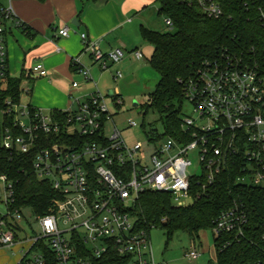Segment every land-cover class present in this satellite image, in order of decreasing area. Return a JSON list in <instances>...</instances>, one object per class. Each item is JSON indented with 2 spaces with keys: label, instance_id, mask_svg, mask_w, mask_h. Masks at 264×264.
<instances>
[{
  "label": "built area",
  "instance_id": "built-area-1",
  "mask_svg": "<svg viewBox=\"0 0 264 264\" xmlns=\"http://www.w3.org/2000/svg\"><path fill=\"white\" fill-rule=\"evenodd\" d=\"M12 1L0 0V82L8 74L9 30L26 27ZM187 1L210 17L223 15L216 0ZM165 21L173 25L171 19ZM260 21L264 29L263 9ZM69 34V26L59 30L61 36ZM80 37L82 53L88 54L100 70H109L126 56L125 46L103 51L100 42L86 32ZM133 51L137 59L143 57L140 49ZM72 66L84 82L72 81L70 104L61 110L64 117L11 98L0 107V149L28 153L39 146L43 136L56 137L37 149L33 159L36 176L51 181L59 194L48 214L36 216L40 233L19 239L21 228L8 219H22L23 210L11 208L13 183L6 174L0 175L8 208L0 219V245L31 243L18 264H47L50 253L53 264H94L113 247L120 255L113 264H162L154 256L151 230L138 229L130 211L141 193L169 192L177 205H187L195 197L206 195L224 169L239 161L244 166L237 182L264 186V59H250L223 48L205 58L190 77L182 80L183 106L189 103L192 113L184 115L182 108L180 126L189 140L149 134V143L154 144L151 154L140 141L128 144L114 123L118 113L112 111L109 97L119 108L123 103L120 93L103 94L97 87L76 96L94 77L80 56L72 59ZM115 73V79L123 76L119 69ZM25 74L27 78L42 77L48 70L42 62H35ZM110 121L114 128L108 133ZM127 124L138 126L132 118ZM192 157L198 159L195 168ZM248 222L246 209L236 203L218 215L212 231L214 236L230 233L240 240L245 238ZM155 227L156 223L151 229ZM185 255L195 259L200 252L192 247Z\"/></svg>",
  "mask_w": 264,
  "mask_h": 264
},
{
  "label": "trees",
  "instance_id": "trees-1",
  "mask_svg": "<svg viewBox=\"0 0 264 264\" xmlns=\"http://www.w3.org/2000/svg\"><path fill=\"white\" fill-rule=\"evenodd\" d=\"M97 1L87 0V3ZM155 1L159 3V14L171 19L176 31L160 32L141 25L142 38L154 47L150 63L160 74V80L144 106L147 112L153 110L161 115L164 132L159 134L154 129L147 132L145 122L142 127L146 134L153 136L189 140L182 134L180 126L184 103L182 80L190 77L205 58L212 57L221 48L243 53L250 59H264V29L260 21L264 0H216L223 8L219 18L208 16L197 4L187 0ZM84 9L85 4L78 17ZM24 25V32L30 34V26ZM23 77L24 74L18 78L8 72L5 80L0 82V107L7 98L21 100ZM52 111L58 117L66 115L61 110ZM55 140L54 136H43L39 146L28 153L0 149V175L6 174L14 187L12 209L29 208L35 216L51 211L52 200L59 194L51 181L36 176L33 159L37 149ZM243 166V161L230 164L206 195L195 197L187 205H177L169 192L141 193L130 208L136 227L150 231L156 223L157 227L165 229L169 239L182 231L195 240L200 231L213 228L214 220L222 211L238 203L244 206L249 217L245 238L236 240L230 233L215 236L217 264H264V186L238 183ZM119 257L113 247L102 259H95L94 264H113ZM53 259V254H48L47 264H53Z\"/></svg>",
  "mask_w": 264,
  "mask_h": 264
},
{
  "label": "rangeland",
  "instance_id": "rangeland-1",
  "mask_svg": "<svg viewBox=\"0 0 264 264\" xmlns=\"http://www.w3.org/2000/svg\"><path fill=\"white\" fill-rule=\"evenodd\" d=\"M141 13L132 11L129 15L132 18V22L120 27L119 29L112 30L110 39L123 38L130 47L138 48L143 52V57L137 59L132 50L130 53L126 52L125 58L120 62L112 65L109 70H100L95 63L92 66V74L94 81L85 83L83 91L85 90H97L103 94H108L109 90H117L120 93V98L123 103L119 108L113 104L112 98L109 97V105L114 113V123L122 130V134L128 144H134L137 141L142 142L147 148V153L151 154L154 144L149 143V134L151 130H157L159 134L164 132V123L161 115L153 110L147 112L144 106L149 102L151 93L155 90L159 80L160 74L151 65L150 59L154 52V47L148 41H145L141 34V25L151 28L160 32H175L176 29L167 25L165 17L159 14V3L152 1L146 7H143ZM20 35L18 36V38ZM119 42V41H118ZM22 61V60H21ZM26 62V61H25ZM28 63V62H27ZM87 65V64H86ZM16 66V67H15ZM88 66V65H87ZM12 75L20 78L21 65L16 62L13 63ZM26 67V66H25ZM18 68L19 70H17ZM28 68V66L26 67ZM116 69L122 71L123 76L115 79ZM36 77L32 78L35 79ZM22 89L30 88L32 98L43 97L45 100L48 98V94H43L27 78H22ZM39 79L38 81H40ZM75 81L84 82L83 77L77 78ZM30 93H26L23 90L21 102L26 104L30 101ZM75 95H83L82 93H75ZM48 112L47 110H44ZM192 109L189 103H185L183 106V114L191 115ZM132 118L138 123L136 127H129L127 119ZM145 122V129L142 127ZM114 123L110 121L108 123V133L114 128ZM159 145V143H156ZM193 158L195 168L198 165V159ZM7 191L0 183V219L8 213V208L5 202ZM189 202V200H187ZM24 217L20 220H16L9 217V223L12 225H18L21 230L18 231L19 239H26L34 236L36 233L41 232L39 221L32 213L31 209L27 208L23 210ZM7 228V226L5 227ZM151 242L153 247L154 256L157 262L162 264H217L214 233L212 229L202 230L199 233V238H193L186 232L178 231L171 239H169L167 232L164 228L155 227L151 229ZM31 243L23 242L16 243L11 247L0 245V264H18L24 253L27 252ZM194 247L200 252L198 258L192 259L185 255V252ZM31 256V255H30Z\"/></svg>",
  "mask_w": 264,
  "mask_h": 264
},
{
  "label": "crops",
  "instance_id": "crops-1",
  "mask_svg": "<svg viewBox=\"0 0 264 264\" xmlns=\"http://www.w3.org/2000/svg\"><path fill=\"white\" fill-rule=\"evenodd\" d=\"M1 1L7 3V0ZM152 1L156 2L155 0H99L96 3H87V0H13L16 15L23 23L30 26V34L20 28L9 30L8 72L13 76L12 69L15 70L16 66L13 67L15 62L21 65V73L24 77H27L26 70L35 62H42L48 70L46 76L28 78L33 85L36 82V87L43 94H48V98L33 99L30 93L33 87L26 88L30 89L28 103L47 111L66 109L70 104L68 92L71 83L82 77L72 66V59L80 56L83 63L89 67L92 68L94 64L88 54L82 53L84 46L80 34L86 32L91 39L98 40L103 51L125 46V51L130 53L137 48L130 47L123 38H118L117 41L110 39L109 33L132 22L129 16L132 11L136 13L137 9V12L141 13L143 7ZM84 4L85 9L78 17ZM74 19H77L79 25L73 24ZM65 26L70 28L69 36L59 35V30ZM39 79L41 80L38 81ZM82 89L78 93L85 94L91 91L82 92Z\"/></svg>",
  "mask_w": 264,
  "mask_h": 264
},
{
  "label": "water",
  "instance_id": "water-1",
  "mask_svg": "<svg viewBox=\"0 0 264 264\" xmlns=\"http://www.w3.org/2000/svg\"><path fill=\"white\" fill-rule=\"evenodd\" d=\"M73 24H75V25H79L77 19H74V20H73ZM108 92H109V93H112V90H109Z\"/></svg>",
  "mask_w": 264,
  "mask_h": 264
}]
</instances>
